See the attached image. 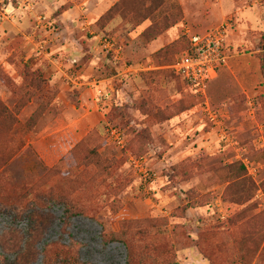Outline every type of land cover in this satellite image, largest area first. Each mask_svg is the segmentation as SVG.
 I'll use <instances>...</instances> for the list:
<instances>
[{
  "label": "rangeland",
  "instance_id": "374dc122",
  "mask_svg": "<svg viewBox=\"0 0 264 264\" xmlns=\"http://www.w3.org/2000/svg\"><path fill=\"white\" fill-rule=\"evenodd\" d=\"M120 1L0 0V253L28 237L14 204L38 183L83 212L47 206L52 255L129 264L107 243L128 229L151 257L134 264H264V0H123L106 16ZM222 24L230 58L201 93L170 66L187 30Z\"/></svg>",
  "mask_w": 264,
  "mask_h": 264
},
{
  "label": "trees",
  "instance_id": "16d2710c",
  "mask_svg": "<svg viewBox=\"0 0 264 264\" xmlns=\"http://www.w3.org/2000/svg\"><path fill=\"white\" fill-rule=\"evenodd\" d=\"M122 2L123 0L110 8L106 16H110L114 9L118 8ZM186 38V48L184 49L183 53L191 52L189 36L186 35ZM260 48L263 50V54L261 55V67L264 71V33L261 37ZM174 62L175 61H173V63ZM172 71L174 72L173 69ZM213 79H211L208 84ZM37 184L38 183L30 186L27 191L22 194V196L15 200L16 202L14 204L15 209H20V214L27 212V210H31L30 213H25L28 215L31 225L28 231V237L25 238L23 234L17 229L5 234V236H2L1 244L3 251L0 253V262H2L1 264H35L41 254L45 256V264H79V259L76 256H73V253L65 250L64 248L61 250H56L53 255L50 248L53 244H45L43 251L39 249L38 245L45 237L53 221V214L46 212L47 206L50 203H59V201H61L66 205L67 212L70 211V209L75 208L72 206L70 201H68L66 196L61 195L56 197L50 188L41 190L37 188ZM44 184L47 185V182ZM74 213L82 214L83 212L82 210L75 209ZM109 242H123L126 245V248L129 250V254L131 253V255L128 256L129 264H134V260L132 258L134 256H138L146 260L151 259L147 253L143 252V250H141L138 254L134 253L136 250V245L133 243L134 241L131 238V235H129L128 229L118 235L113 234L111 239L107 241V243ZM145 247L148 248L147 246ZM8 254L14 255V259L11 260Z\"/></svg>",
  "mask_w": 264,
  "mask_h": 264
},
{
  "label": "built area",
  "instance_id": "2783aa9c",
  "mask_svg": "<svg viewBox=\"0 0 264 264\" xmlns=\"http://www.w3.org/2000/svg\"><path fill=\"white\" fill-rule=\"evenodd\" d=\"M191 52L181 54L170 66L178 75H182L198 92L206 93L208 82L215 78L220 68L227 64L229 54L225 43L228 28L222 24L204 33L187 30ZM107 47L112 49L113 38H105Z\"/></svg>",
  "mask_w": 264,
  "mask_h": 264
},
{
  "label": "crops",
  "instance_id": "0c3cea01",
  "mask_svg": "<svg viewBox=\"0 0 264 264\" xmlns=\"http://www.w3.org/2000/svg\"><path fill=\"white\" fill-rule=\"evenodd\" d=\"M226 39H228V36H227V38H226ZM226 45H227V42H226ZM229 58H230V56H229ZM106 79H109V78H106ZM106 79H105V80H106ZM99 82H101V80H100ZM102 82H103V81H102Z\"/></svg>",
  "mask_w": 264,
  "mask_h": 264
}]
</instances>
